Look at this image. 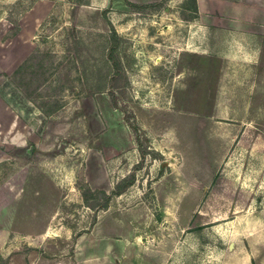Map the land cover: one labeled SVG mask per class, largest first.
Returning <instances> with one entry per match:
<instances>
[{"label":"rangeland","instance_id":"obj_1","mask_svg":"<svg viewBox=\"0 0 264 264\" xmlns=\"http://www.w3.org/2000/svg\"><path fill=\"white\" fill-rule=\"evenodd\" d=\"M86 2L0 0V264L53 255L21 236L46 225L89 231L98 189L121 219L103 230L136 222L144 264H264V75L260 89L241 62L264 40L231 29L240 0ZM109 22L125 74L112 97L84 92L70 60L75 28Z\"/></svg>","mask_w":264,"mask_h":264},{"label":"crops","instance_id":"obj_2","mask_svg":"<svg viewBox=\"0 0 264 264\" xmlns=\"http://www.w3.org/2000/svg\"><path fill=\"white\" fill-rule=\"evenodd\" d=\"M86 1V3L101 8L105 6L109 0ZM200 1L202 0H195L197 8L200 7ZM237 6L239 9L241 7V9H236L231 15H235L233 17L237 22L244 24V26H236L231 29L253 34L256 39L260 36L264 40V0H240ZM213 16H215V18L217 17L216 14ZM0 42L2 41L0 40ZM245 45L250 48L251 44L247 43ZM257 58V61L254 62L246 57L245 59L247 60L242 59L241 62L250 65L245 72L247 81L251 78L256 80L257 87L259 88L260 86L261 89L262 84H259V80H261L264 75V57L260 56ZM234 62H240V60L230 61L231 65H234ZM224 64L225 66H230L226 59L223 60V65ZM260 66H262L261 69L259 68ZM232 72L233 70L229 69L223 76L235 75V73ZM238 74L242 76L243 71H240ZM254 87L255 86L252 85L251 90H253ZM233 96H235L234 93L231 94V97ZM231 109H234V106H226L224 110L228 114ZM219 110L221 111V109ZM21 136L20 133H12L11 139L16 141L17 138L19 139ZM110 207L111 204L105 206V208L97 209L95 220L89 227V231L81 230L75 235L74 239H72L73 226H64L62 230L59 226L54 228L46 225L42 231L33 233V235L29 233L27 237L26 235H21L23 238L31 240V244L37 245L38 249L41 248V252L54 253L51 256H47L35 252L32 255V259L36 257V262L39 261V264H144L149 257L147 253L148 247L146 240L139 239L140 235L137 234L136 222L124 218V229H122L121 233H123V230L125 233L122 237H117L115 236L116 234L111 233L110 231L113 228L109 231L103 230L101 225L104 218L108 219V223L109 221L113 223L121 220L120 216L111 211ZM59 228L61 229L60 232ZM4 229L5 231L0 233V242L4 241V236H6L7 227ZM49 242H53V244L48 245ZM54 248H56V250H53ZM66 252H69V254H66ZM34 261L35 260H31L30 262L34 263Z\"/></svg>","mask_w":264,"mask_h":264},{"label":"trees","instance_id":"obj_3","mask_svg":"<svg viewBox=\"0 0 264 264\" xmlns=\"http://www.w3.org/2000/svg\"><path fill=\"white\" fill-rule=\"evenodd\" d=\"M134 4V1L126 0ZM195 5V0H194ZM103 9V15H104ZM80 34L72 38V49L74 55L70 56V60L75 63L78 68V78L85 84L84 92H93L107 89L111 93L112 88L119 85V79L125 77L124 65L121 57L118 55V45L123 36L118 33L113 24L109 22V29L102 30H80ZM83 33L92 34L90 39L82 41ZM125 80V78H124ZM131 180L127 179V181ZM122 185L117 183V192ZM92 190L88 185L86 189H81V194L85 202H87V191ZM104 195V200L96 202V207L107 206L109 194L103 189H98Z\"/></svg>","mask_w":264,"mask_h":264}]
</instances>
